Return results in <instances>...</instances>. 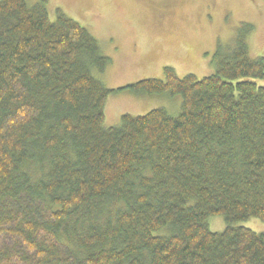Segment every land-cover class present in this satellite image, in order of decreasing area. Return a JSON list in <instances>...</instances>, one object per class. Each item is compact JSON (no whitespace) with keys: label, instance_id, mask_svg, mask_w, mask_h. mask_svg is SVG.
Here are the masks:
<instances>
[{"label":"trees","instance_id":"trees-1","mask_svg":"<svg viewBox=\"0 0 264 264\" xmlns=\"http://www.w3.org/2000/svg\"><path fill=\"white\" fill-rule=\"evenodd\" d=\"M46 5L0 0V264H264V236L233 226L264 222L252 26L216 46L213 75L164 67L108 90L92 75L110 63L96 39ZM123 91L178 95L181 111L104 129L105 101Z\"/></svg>","mask_w":264,"mask_h":264},{"label":"rangeland","instance_id":"rangeland-1","mask_svg":"<svg viewBox=\"0 0 264 264\" xmlns=\"http://www.w3.org/2000/svg\"><path fill=\"white\" fill-rule=\"evenodd\" d=\"M26 2L33 6L38 0ZM46 8L51 20L59 9L96 39L110 63L103 72L92 70V75L108 90L163 79L164 67L179 77L213 75L216 68L211 58L216 46H232L244 24L252 26L246 39L250 58L264 54V0H47ZM255 83L264 87V80ZM155 109L176 117L181 98L167 92H115L105 101L102 126L115 127L122 115L142 116ZM207 224L213 233L226 228L221 216L210 217ZM233 226L264 236V222L258 219Z\"/></svg>","mask_w":264,"mask_h":264}]
</instances>
